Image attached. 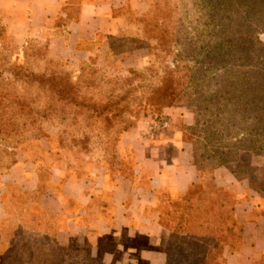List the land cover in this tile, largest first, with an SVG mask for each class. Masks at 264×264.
Listing matches in <instances>:
<instances>
[{"label":"rangeland","instance_id":"374dc122","mask_svg":"<svg viewBox=\"0 0 264 264\" xmlns=\"http://www.w3.org/2000/svg\"><path fill=\"white\" fill-rule=\"evenodd\" d=\"M159 1L157 22L161 24L154 38L150 40L141 32L137 38L113 40V52L108 54L105 66L85 63L71 70L62 61L50 60L45 44L38 39L31 38L21 48L12 45L5 35L0 43L2 78L14 80L8 72V61L44 75L56 73L74 82L73 99L86 101L84 105L72 101L59 110L64 103L58 102L47 86L41 89L35 83L16 81L17 93L32 101L42 115L36 116L33 124L39 129L28 127L17 151L49 143L82 170L112 162L122 134L164 118L181 129L186 140H192V151L207 165L206 173L222 161L219 167L248 184L260 202L264 198V99L252 105L250 100L238 102L232 96L242 93L244 82L235 73L241 69L237 58H243L242 51L247 49L243 44L246 33L258 36L249 44L253 61L262 57L264 62V19L257 15L264 14V3L251 12L240 0H234L233 6L229 1ZM234 3H238L236 11ZM137 17L126 14L127 20L136 25ZM239 37L240 42L236 41ZM260 68L262 77L256 75L250 87L264 97V66ZM253 71L258 74L257 66ZM161 96H165L163 100ZM87 101L97 107L86 106ZM256 105L258 113L253 109ZM76 245L89 252L90 248ZM98 251L95 255L88 253L92 263L103 255V248ZM99 259L102 264H112ZM126 261L130 263L125 259L122 264Z\"/></svg>","mask_w":264,"mask_h":264},{"label":"crops","instance_id":"0c3cea01","mask_svg":"<svg viewBox=\"0 0 264 264\" xmlns=\"http://www.w3.org/2000/svg\"><path fill=\"white\" fill-rule=\"evenodd\" d=\"M148 7L149 0H0V23L12 45L22 48L36 38L45 44L50 60L62 61L72 70L85 63L105 65L113 40L141 35L126 14L139 16ZM66 14L77 18L59 25ZM117 148L113 169L103 164L82 170L49 143L27 151L20 148L17 162L0 174V220L7 185L17 191L40 190L43 224L55 232L58 244L74 242L90 248L92 255L103 248L98 257L112 264L125 259L130 261L126 264H167L168 253L182 251L185 257H194L188 245L196 241L162 223L168 205L181 201L209 177L234 202L225 207L192 203L193 210L210 212L206 223L214 231L221 225L224 208L233 207L234 220L223 241L215 233L198 240L207 248L198 258L208 264H264V198L259 202L248 184L224 167L209 173L199 169L181 129L170 122L154 133L138 126L122 134Z\"/></svg>","mask_w":264,"mask_h":264},{"label":"trees","instance_id":"16d2710c","mask_svg":"<svg viewBox=\"0 0 264 264\" xmlns=\"http://www.w3.org/2000/svg\"><path fill=\"white\" fill-rule=\"evenodd\" d=\"M225 1H229V4L233 6L234 0H206V2L216 4H221ZM241 1L243 4L247 5L248 9H251V12L254 8L261 5L260 3H264V0H240V2ZM159 2V0H149V7L146 13L140 14L137 17L138 27L141 29L142 34L150 40L154 38L155 32L158 29L160 30L159 24L161 23L157 22L158 14L161 13ZM237 6L238 3H234L233 11H236ZM257 15H261L264 19V14ZM76 18L75 14H66L64 18H60L59 25H65L67 22L75 20ZM5 35L7 36L5 29L0 23V43L4 40ZM243 37L245 38L243 44L247 45V49L242 51L245 53L243 58H237L238 61L236 64L241 68L239 70L241 73L236 75V73L239 72L236 71L235 77L239 78L241 80L240 82L244 83L241 87L242 93H240V95H234L232 98H237L238 102L250 100V103L254 105V103L257 104L262 98L264 99V97L258 94V92H254L250 85L254 83L253 81L257 80L254 79L256 75L262 77L263 71L260 65L264 66V62L262 57H260L259 61L254 62L250 55L249 44H252L251 42L254 39H258V36L252 37V34L248 32ZM241 40L242 39L239 37L236 41L240 42ZM7 63L9 64L8 72L14 77V80H9L7 78H5V80L2 78V74H0V166H4V172L17 162V148L23 141L21 140L22 136L29 129L28 127L39 129L33 124L36 122V116H42L39 114L41 110L32 104V101L17 93L14 86L16 81L28 85L35 83L41 89L42 86H47L50 93L56 97V100L64 103L61 104V106L59 105V110H63L64 106L72 104V101L83 105L86 103L85 99H82L81 102H78L75 98L73 99L74 82L64 78L63 75H55L56 73L44 75L40 71H30L26 65L11 64L9 61ZM255 66L258 68V74H255L253 71ZM251 72H253L252 76H250ZM239 75L242 76L238 77ZM164 97L165 96H161V99L163 100ZM87 102L86 106L90 108L97 107L95 103H91L90 101ZM253 109L255 113H258V105ZM183 139L186 140L184 133ZM186 141H189L192 145V140ZM117 143L114 152L115 156L112 162L108 163L110 169H113V164L117 162ZM246 147L247 146H245V148ZM192 156L194 164L205 173L207 165L204 164L203 161L198 160L200 156L197 157L194 151H192ZM222 163V161L216 163L213 169L221 166ZM4 172L1 174H4ZM16 189L17 187L13 185H7L6 192L2 198L5 215L0 220V264H102V260L99 259L100 257H97L95 259L96 261L92 263L87 251L83 248H79L72 242L67 244H58L56 242L55 232L49 230L50 226L46 225L44 227L43 224L45 213L38 204V198L41 193L40 190L26 192L17 191ZM215 193L217 195L215 199H212L211 194ZM208 195H210V197H206ZM233 202L234 199L229 197L227 190L216 188L212 180L206 177L203 179L202 183L198 184L196 190L188 193L181 201L170 203L168 205V212L162 220V223L172 228L176 233L185 232L186 235L191 238L196 237V241H191L193 243H189L188 245L191 247L194 257H185L182 251L172 254L168 253L167 264H208L209 260L198 258V254H204L207 249L200 245L198 240H207L212 233H215L218 240L223 241L224 237L228 235L231 230L230 222L234 220L231 213L233 207H230V209L224 208L220 212L219 217L221 225L214 231V229L210 228L206 223L209 219L210 212L198 213L193 210L192 203L199 205L207 204L209 206L217 203L220 204L221 207H225L226 204L230 206ZM171 222L175 224L172 226ZM211 261L212 259H210V262ZM216 264L222 263L217 262Z\"/></svg>","mask_w":264,"mask_h":264},{"label":"built area","instance_id":"2783aa9c","mask_svg":"<svg viewBox=\"0 0 264 264\" xmlns=\"http://www.w3.org/2000/svg\"><path fill=\"white\" fill-rule=\"evenodd\" d=\"M168 126V121L166 119H159L157 121H152V124L148 126V130L151 133L158 132Z\"/></svg>","mask_w":264,"mask_h":264}]
</instances>
